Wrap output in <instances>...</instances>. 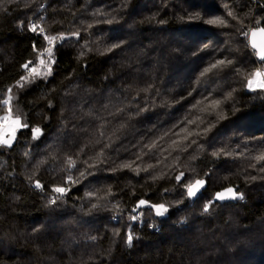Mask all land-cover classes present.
Here are the masks:
<instances>
[{
	"label": "trees",
	"instance_id": "16d2710c",
	"mask_svg": "<svg viewBox=\"0 0 264 264\" xmlns=\"http://www.w3.org/2000/svg\"><path fill=\"white\" fill-rule=\"evenodd\" d=\"M260 26L264 0H0V120L28 125L0 143V264H264Z\"/></svg>",
	"mask_w": 264,
	"mask_h": 264
},
{
	"label": "snow or ice",
	"instance_id": "6c2138e0",
	"mask_svg": "<svg viewBox=\"0 0 264 264\" xmlns=\"http://www.w3.org/2000/svg\"><path fill=\"white\" fill-rule=\"evenodd\" d=\"M231 14L232 13L230 12L229 15H231ZM207 23H209V24H216V23H223V21H220V20H209V21H207ZM36 28H37V25H35V24L30 25V30L31 31H35ZM255 31H260V32L264 33V28H259V29L254 30L253 31V35H255ZM41 32H43V29H41ZM73 37H76L78 39L79 34L78 33H72L71 36H61L59 43L62 44L66 40L72 39ZM45 39L51 40L53 38L45 37ZM118 46L119 45H115L114 44V45H112V48L114 49V48H116ZM252 47L253 48L256 47L255 43L252 44ZM48 51H49V53H51L52 52V49H48ZM256 55L259 56L262 60H264V51L258 52V53H256ZM41 63H43V61ZM224 63L225 62L224 61H221V60L216 61V63L215 64H212L210 66V68H205L200 73V76L201 77H204V75L206 73H208L210 71V69H215L218 65H221V64H224ZM228 63H231V61H229ZM22 67L23 68H28V64L22 65ZM29 71H30V73L34 74L33 77H32V80H34L37 77H44V78H46L48 75L51 74V70L50 69L46 73L37 72L35 68H31V69H29ZM254 75L258 77V76L261 75V73L258 70L256 73H254ZM21 80L24 81L25 78L24 77H21ZM252 86H253V80L252 79H249L248 80V87L249 88H252ZM258 87L261 88V89H264V82H260L258 84ZM16 120H17V122H19L20 121V117L17 116ZM189 123H191V121H189ZM21 126L22 127H28V125L26 123L23 124V125H21ZM32 131H33V138L34 139L37 138L38 135L40 134V129L39 128H35V129H32ZM205 131H207V130H205ZM189 135H191V133H189ZM184 139H187V137H184ZM2 143L7 144L8 142L7 141H3ZM173 143H177V142L174 141ZM193 143H195V141H193ZM149 147L150 148H154L155 147V142H153V145H151ZM259 159H264V157H260ZM129 166L130 165H125V167H129ZM182 176H183V173L181 174V176H178L177 177V181H180L181 178H182ZM70 179L71 178L69 177V180ZM204 183H205V181H203V180H196L193 184H189L187 186V196H188V198H194L197 195V193L199 192L200 187L203 186ZM36 187L39 188V187H41V185L37 182ZM52 191H54L55 193H59L60 194V196L57 197V199H62L63 198V195L67 191H69V189H66L64 187L55 186V187H53ZM237 198L243 199V196H242V194L236 193L232 188L225 189L224 192H218V193H216V199L217 200H221V201H223L225 199H237ZM50 203H55V200L50 201ZM147 203H148L147 201H145V200L142 199V200L139 201L137 207H139V206H145V205H147ZM93 207H96V205H94ZM151 207H153V208L156 209V215H164L168 211V209L163 204H160V205H152ZM208 211H209V204H205L204 205V212L207 213ZM132 220H136V216H133L132 217ZM132 240H133V236L131 235V233H129L128 239H127V242H128L129 245H131Z\"/></svg>",
	"mask_w": 264,
	"mask_h": 264
},
{
	"label": "water",
	"instance_id": "95a60500",
	"mask_svg": "<svg viewBox=\"0 0 264 264\" xmlns=\"http://www.w3.org/2000/svg\"><path fill=\"white\" fill-rule=\"evenodd\" d=\"M259 28H264V26H260V27L253 28L248 33V43H249L250 48L255 51V54L258 53V52L264 51V33L260 32V31H255V35H253V31L256 30V29H259ZM253 43H255V45H256L255 48L252 47V44ZM256 57H257V59L259 61H263L259 56L256 55ZM3 141H7L8 143L7 144L2 143ZM15 141H16V135L15 134H11V135L6 136L1 141V145L10 148V147H12L14 145ZM202 187L203 186H201L200 189H202ZM228 188H232L236 193H238L237 190H236V187H234V186H227V187H224V188H221V189L217 190L214 193L215 200H217L216 199V193H218V192H224L225 189H228ZM231 200H234V199H225L223 201H221V200H217V201H219V202H228V201H231Z\"/></svg>",
	"mask_w": 264,
	"mask_h": 264
},
{
	"label": "rangeland",
	"instance_id": "374dc122",
	"mask_svg": "<svg viewBox=\"0 0 264 264\" xmlns=\"http://www.w3.org/2000/svg\"><path fill=\"white\" fill-rule=\"evenodd\" d=\"M261 73L260 76H253L251 79L253 80V86L252 88L258 87V84L260 82H264V79L262 77V74L264 75V70H259ZM17 115L11 114L10 111H8L0 120V143L1 141L8 135L14 134L17 129L22 127L21 119L19 122L16 120Z\"/></svg>",
	"mask_w": 264,
	"mask_h": 264
},
{
	"label": "built area",
	"instance_id": "2783aa9c",
	"mask_svg": "<svg viewBox=\"0 0 264 264\" xmlns=\"http://www.w3.org/2000/svg\"><path fill=\"white\" fill-rule=\"evenodd\" d=\"M140 223H141V221H140ZM131 233V235L133 236L134 235V233L133 232H130Z\"/></svg>",
	"mask_w": 264,
	"mask_h": 264
},
{
	"label": "bare ground",
	"instance_id": "6f19581e",
	"mask_svg": "<svg viewBox=\"0 0 264 264\" xmlns=\"http://www.w3.org/2000/svg\"><path fill=\"white\" fill-rule=\"evenodd\" d=\"M221 189V188H220ZM219 190V189H218Z\"/></svg>",
	"mask_w": 264,
	"mask_h": 264
}]
</instances>
